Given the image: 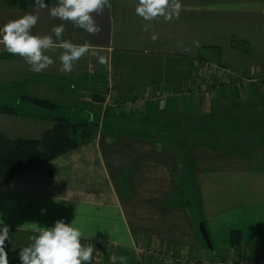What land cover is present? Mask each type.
I'll return each instance as SVG.
<instances>
[{"label":"crops","instance_id":"crops-1","mask_svg":"<svg viewBox=\"0 0 264 264\" xmlns=\"http://www.w3.org/2000/svg\"><path fill=\"white\" fill-rule=\"evenodd\" d=\"M58 3L24 9L21 0H0V26L38 12L33 34L87 43L89 51L71 72L61 71L67 50L58 46L44 50L53 63L41 72L0 52V86L81 106L78 118L93 121L94 130L77 148L0 184L5 251L29 244L32 223L51 227L66 218L90 237L82 243L94 248L91 264L120 256L126 264H181L141 249L187 264L264 258V0H181L179 18L152 21L136 14V0H110L93 13L96 34L52 18ZM54 24L64 25L59 40ZM111 75L122 101L144 100L137 112L104 118L102 110L98 118L94 98L83 104L79 95L99 94ZM4 116L17 120L12 137L0 129L9 139H41L31 135L35 122L50 123L46 132L54 127L41 116Z\"/></svg>","mask_w":264,"mask_h":264},{"label":"clouds","instance_id":"clouds-1","mask_svg":"<svg viewBox=\"0 0 264 264\" xmlns=\"http://www.w3.org/2000/svg\"><path fill=\"white\" fill-rule=\"evenodd\" d=\"M37 9L48 7L45 0H35ZM110 8V0H59V3L49 9L52 18L72 21L90 34L101 31L93 13L100 14L105 8ZM181 0H136L135 12L145 21H152L157 17L171 20L173 16L179 18ZM39 20L38 12H29L17 19L9 20L0 26V52L6 51L12 55L25 58L31 69L41 72L53 63V59L45 54V49L58 46L66 49L59 59L62 62V72L72 71V62L80 59L89 51L87 43L77 45L69 40H59L64 32V25H53L51 32L59 40H53L51 35H35L33 27ZM151 25H146L145 30ZM155 39V37H153ZM197 43V41H194ZM99 63H105V57L99 55ZM47 209L42 208L41 214ZM33 235L27 246L18 253V264H91L94 248L90 244L82 243L88 239L74 220L68 222L66 218L57 219L51 227L32 223ZM6 231L0 229V264H9L7 252L2 242L8 240ZM119 259L126 264V257H113L112 264Z\"/></svg>","mask_w":264,"mask_h":264},{"label":"trees","instance_id":"trees-1","mask_svg":"<svg viewBox=\"0 0 264 264\" xmlns=\"http://www.w3.org/2000/svg\"><path fill=\"white\" fill-rule=\"evenodd\" d=\"M49 4L50 0H45ZM25 9L35 6V0H21ZM6 88L0 87L2 93ZM17 106L0 103V114L23 118L49 119L54 127L41 139H9L0 133V184L13 179L17 174L42 166L56 157L73 150L85 141L94 130L88 122L72 123L71 119L56 114L60 105L44 98L30 97L19 93ZM21 101V102H20ZM17 102V101H15ZM45 114V116H43ZM97 126V125H96ZM21 249V248H20ZM6 251L9 264H18L19 250Z\"/></svg>","mask_w":264,"mask_h":264},{"label":"rangeland","instance_id":"rangeland-1","mask_svg":"<svg viewBox=\"0 0 264 264\" xmlns=\"http://www.w3.org/2000/svg\"><path fill=\"white\" fill-rule=\"evenodd\" d=\"M128 66L131 67H136L137 66V61L135 62H128ZM131 84L137 82V79L132 76V78L130 79ZM115 80L112 77V75L110 76V79L107 78L104 82H103V87H102V92H99V94H96L95 96L92 95L91 93H85V94H80L79 97L84 98V102L83 104L85 105H90V101H87L86 99H93L94 98V102L95 103V108L99 110V116L98 118L103 117V113L102 112H106V115L104 118L106 117H110V115H108V112H111L113 115H115L117 112L119 114V116H122V114H128L131 115L130 113H134L137 112L138 108L137 107V102L140 101H144V100H138V99H131V100H126V101H122L123 99H121V97L116 93V87H115ZM1 87V86H0ZM4 89V87H2ZM66 91V90H64ZM20 92H11L8 93L6 90H4L2 93L0 92V101H4V102H9V105H15L17 106L19 104V100H20V96H19ZM70 90L67 92V94L69 95ZM73 94V92H71ZM17 101V102H15ZM4 102H0V103H4ZM21 102V101H20ZM87 103V104H86ZM104 110V111H102ZM86 111V109H85ZM102 111V112H101ZM124 111H127L124 113ZM84 112L83 109L81 108V106H74V105H70V103L68 104V100H65V102H62L60 104V107L58 109V111H56L57 115H60L62 117L65 118H69L71 119L72 123H76L78 122H88L91 128L92 126H94L95 124L91 123L93 121L86 119L83 120L84 118H78V116H80V114L83 115ZM85 114V112H84ZM71 115H76L77 116V121L73 118H71ZM43 116H45V114H43ZM87 116V115H86ZM10 117L4 116V115H0V129L5 130V131H9L7 132L8 137H12L10 135V133H12V120L14 122H16L17 120L14 119H9ZM123 118V116L121 117ZM41 121V120H40ZM122 121V120H121ZM99 122V121H98ZM120 122V121H119ZM116 122V123H119ZM101 123V122H100ZM130 120H126L125 124H129ZM23 124H25V121L23 120ZM14 125V124H13ZM26 125V124H25ZM24 125V126H25ZM32 124H29V127ZM50 123L48 122H35L34 124V128L31 132V135L33 138H40L44 135V133L46 132L47 128L50 127ZM200 225L199 224V232H200ZM206 244V243H205Z\"/></svg>","mask_w":264,"mask_h":264},{"label":"built area","instance_id":"built-area-1","mask_svg":"<svg viewBox=\"0 0 264 264\" xmlns=\"http://www.w3.org/2000/svg\"><path fill=\"white\" fill-rule=\"evenodd\" d=\"M224 71H226V70H224ZM226 72L230 73L229 71H226ZM248 82H250V81H248ZM142 105H143L142 102H140V101L137 102V107L138 108H140ZM140 252L142 254H144V255H154L158 259L166 260L169 263H174L175 261H178L181 264H187L188 263L187 260H185L184 258L175 259L172 256H165L163 254L155 253V252L148 251V250H145V249H141ZM225 264H264V258L260 259L258 262H253L251 260H247V261H244V262L243 261L226 262Z\"/></svg>","mask_w":264,"mask_h":264},{"label":"water","instance_id":"water-1","mask_svg":"<svg viewBox=\"0 0 264 264\" xmlns=\"http://www.w3.org/2000/svg\"><path fill=\"white\" fill-rule=\"evenodd\" d=\"M200 232H201V235H202L207 247L209 249H213V246H212V243H211V240H210V236L208 234V231H207L206 227L203 224L200 225Z\"/></svg>","mask_w":264,"mask_h":264}]
</instances>
